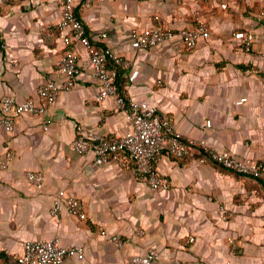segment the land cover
<instances>
[{"label":"crops","instance_id":"obj_1","mask_svg":"<svg viewBox=\"0 0 264 264\" xmlns=\"http://www.w3.org/2000/svg\"><path fill=\"white\" fill-rule=\"evenodd\" d=\"M77 10L95 42L130 61L117 81L126 98L157 105L185 136L259 162L264 172V0H106ZM199 18L211 36L193 49L180 38L148 49L130 39L134 28L193 26ZM60 19V0H0V96L36 98L38 87L55 77L65 50ZM243 29L256 35L250 51L235 38ZM76 48L84 70L72 88L45 114L16 115L10 132L0 122V151L16 152L0 170V264H18L14 254L25 240L53 237L84 248V258L70 255L65 264H123L150 247L160 253L157 264H264L262 175L236 176L200 162L195 151L185 159L164 156L158 170L170 186L152 189L133 162L96 165L91 154L72 148L78 126L106 135L131 129L115 97L98 98L101 85L88 54ZM28 171L44 172L42 188L27 180ZM59 191L81 198L87 218L65 206L52 215ZM221 204L233 212L227 220ZM114 233L124 246L111 240Z\"/></svg>","mask_w":264,"mask_h":264},{"label":"built area","instance_id":"obj_2","mask_svg":"<svg viewBox=\"0 0 264 264\" xmlns=\"http://www.w3.org/2000/svg\"><path fill=\"white\" fill-rule=\"evenodd\" d=\"M98 1L106 0H60L61 19L57 31L62 33L65 50L54 70L55 77L47 79L38 87L36 98L18 100L12 95L0 96V122L5 129L9 132L14 130L18 114H45L55 104L62 91L76 84L77 77L84 70L81 54L76 48V45L80 44L88 54L93 75L100 82L98 98L103 100L108 96L115 97L119 105L127 109V117L131 123V129L123 135L99 134L78 126L77 135L71 146L80 155L91 154L96 165L114 162L119 166L128 167L133 162L135 172L146 180L152 189L170 186L169 178L161 175L158 170L164 156L185 159L193 156L195 151L201 153L199 160L202 163H217L243 175H262L264 179L259 162L239 159L227 150L217 151L210 148L203 139L187 137L177 129L172 117L160 111L157 105L125 98L119 94L117 84L119 71L129 68L131 63L110 46L95 42L77 10L80 5L90 7ZM175 1L182 3L185 0ZM100 36L106 37L107 33H101ZM210 36L211 28L202 18L193 26L174 28L159 24L145 29L134 28L130 33L132 42L141 49H148L174 38H180L186 48L193 49L201 38L207 39ZM235 38L238 45L246 51H250L256 42V35L247 29L236 31ZM262 44L264 47V40ZM1 49L0 43V51ZM207 124L210 125V121ZM47 126L46 124L45 127ZM15 157V151H0V170L7 169ZM26 177L36 187H43L45 182L43 171H28ZM63 206L78 219L87 218L86 206L78 196L59 191L54 197L51 214L58 215ZM229 217L230 212L222 206L221 218L227 220ZM110 238L118 247L125 244L124 238L118 233L112 234ZM193 239L191 236L190 240ZM229 243L232 248H236L234 238L230 237ZM70 255L84 258V248L79 245H63L57 237H53L25 240L23 251L15 253L14 257L18 264H65L66 257ZM159 256L158 249L150 247L145 253L134 255L123 264H157ZM224 264L235 263L226 260Z\"/></svg>","mask_w":264,"mask_h":264},{"label":"rangeland","instance_id":"obj_3","mask_svg":"<svg viewBox=\"0 0 264 264\" xmlns=\"http://www.w3.org/2000/svg\"><path fill=\"white\" fill-rule=\"evenodd\" d=\"M197 22V21H196ZM196 24V23H195ZM212 163V162H211ZM213 164H215V165H217V166H219V167H221V168H223L222 166H220V165H218V164H216V163H213ZM224 169V168H223ZM228 172H230V173H234L236 176H239V175H243V174H239V173H237V172H235V171H232V170H229V169H226ZM243 196V194H236L235 195V197L236 198H239V197H242ZM222 206H225L224 204H221L220 205V208L222 207ZM229 212H230V216L233 214V212L229 209Z\"/></svg>","mask_w":264,"mask_h":264},{"label":"trees","instance_id":"obj_4","mask_svg":"<svg viewBox=\"0 0 264 264\" xmlns=\"http://www.w3.org/2000/svg\"><path fill=\"white\" fill-rule=\"evenodd\" d=\"M1 43V42H0ZM110 64H112V63H110ZM120 72H121V69H120V71H119V75H120ZM119 75H118V77H119ZM117 81H118V79H117ZM118 84V83H117ZM118 92H119V94L120 95H122L123 97H125L120 91H119V87H118ZM126 98V97H125ZM200 154V156H201V153H199ZM217 164V163H216ZM219 165V164H218ZM221 166V165H220ZM223 167V166H222ZM223 168H225V167H223ZM225 169H227V168H225ZM230 170V169H229ZM240 174V173H239ZM257 176H259V175H257ZM261 179H263V178H261Z\"/></svg>","mask_w":264,"mask_h":264}]
</instances>
